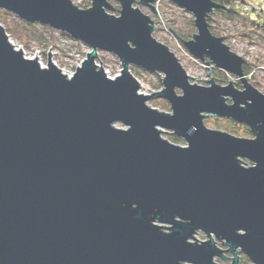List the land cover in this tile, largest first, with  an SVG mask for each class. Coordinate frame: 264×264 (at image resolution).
<instances>
[{
    "label": "water",
    "instance_id": "1",
    "mask_svg": "<svg viewBox=\"0 0 264 264\" xmlns=\"http://www.w3.org/2000/svg\"><path fill=\"white\" fill-rule=\"evenodd\" d=\"M91 1L0 0V9L91 49L68 77L51 50L47 67L26 58L0 23V264H240L243 253L264 264V92L210 28L212 12L229 6L170 0L198 29L180 38L187 51L209 76L210 66L230 72L242 88L187 74L134 7L158 14L157 0H118L119 15L111 0ZM100 50L119 57L116 78L96 63ZM132 66L161 73L164 87L140 92ZM160 98L171 112L149 105ZM207 117L253 136L209 128Z\"/></svg>",
    "mask_w": 264,
    "mask_h": 264
},
{
    "label": "rangeland",
    "instance_id": "2",
    "mask_svg": "<svg viewBox=\"0 0 264 264\" xmlns=\"http://www.w3.org/2000/svg\"><path fill=\"white\" fill-rule=\"evenodd\" d=\"M72 2L78 6L80 3H91L92 1L72 0ZM111 3L115 8L118 10L120 9V3L118 1L113 0ZM135 6L139 7L145 14H149L152 20L155 21V38L165 43L173 52L176 53L180 62L186 69L187 74L191 77L193 76L199 78L195 80L197 84L203 86L209 85L206 79H210L211 77L215 78L216 82L221 85L227 84L226 79H232L236 83L238 79L233 74L230 72L226 73V71L224 72L216 67H209L211 73V76H209L206 71V63L190 54L181 39L176 35L177 33L181 34L182 39L190 40L193 35L198 32L191 12L189 13L185 9L176 6L170 0H162L160 5L157 7L158 14L153 12L147 6L144 7L137 2H135L134 7ZM110 12L112 14L114 13L119 15V12ZM190 18L193 19L192 22ZM215 18L218 21H214L212 23L215 27L214 29L221 33V37H225L226 35L230 36V40H226V43L231 46L230 49L237 52L249 63V67L251 71H253V74L248 76L249 82H251L258 90L264 92V38L259 36L257 33L250 31L240 20H222V18L217 16H215ZM0 23L2 26H5L6 32L10 37L12 44L21 49L26 58H38L37 60H39L41 66L47 67L49 62L48 54L51 50L50 57L52 62L58 68L62 69L68 77H72L76 70L82 65L83 60L87 57V53L91 50L82 41L75 39L61 30L58 31L49 25L47 26L37 22L34 23L37 25L36 27L27 28L25 20H22L18 15H14L5 9H0ZM168 26H170L171 29L177 33L175 34L171 31ZM245 33L249 36H244L243 34ZM234 36L239 40L234 41ZM251 39L254 41H251ZM98 55L99 58L96 63L105 68L108 77L116 78L123 68L119 57L107 50H100ZM131 72L139 80L142 86L140 92L144 94L149 95L150 93L160 91L164 87L160 81V76L156 75L154 72H147L139 66H132ZM221 79L224 81H221ZM258 82L260 84H258ZM239 88H242V86ZM150 104L160 110L171 112L170 104L162 98L152 99L149 102V105ZM228 120L231 121L232 119L207 117L205 118V124L209 128L215 130L220 129L237 137L242 136L250 138L253 136L251 132L247 133V129L245 128L246 125L239 122L236 123L235 121L234 125H232L228 122ZM118 126L124 127L121 123H118L117 127ZM164 130L165 131L162 135L165 138L171 139V137H176L178 140L176 142L177 144L181 146L187 145L185 140L167 132V129ZM245 163L248 165L252 164V162L247 159L245 160ZM196 238L198 240L208 239V237H206V235L201 231L196 234ZM218 245L220 247L223 246L220 241H218ZM240 258V264H253L249 258L244 255V253L240 255ZM217 261L221 264H231L232 262L231 259L227 261L217 259Z\"/></svg>",
    "mask_w": 264,
    "mask_h": 264
},
{
    "label": "trees",
    "instance_id": "3",
    "mask_svg": "<svg viewBox=\"0 0 264 264\" xmlns=\"http://www.w3.org/2000/svg\"><path fill=\"white\" fill-rule=\"evenodd\" d=\"M113 2V0H111ZM114 1H118V0H114ZM217 3L219 4H224V5H227L229 6L230 9H216L214 12H212L211 16L209 17V22L211 24V29L213 31V33L217 36H221V33H219L218 31H216L213 26V22L214 21H218L216 20L215 16L219 17V18H222L225 19V20H231V21H234V20H240L242 21L246 26L247 28L250 30V31H253L254 33H257L259 36H261L262 38H264V8L259 5L257 2H249V4L251 5L250 8H247L246 6H242V5H239L237 3V1L235 0H215ZM79 7H82V8H89L91 6V3L88 2V3H80V5H78ZM233 9V10H231ZM119 12L117 8H113L112 12ZM191 19V22L193 21L192 18ZM25 25L27 28H31V27H36L37 25H35L34 23H30L28 22L27 20L25 21ZM176 31V30H175ZM177 33V32H176ZM178 37L181 38L182 35L181 34H178ZM244 36L245 35H248L247 33L243 34ZM249 36V35H248ZM250 38V37H249ZM251 41H254L253 39H251ZM243 70L245 71V75L246 77H248L249 75H252L253 74V71H251L250 67H249V63L246 62V64L244 65V68ZM223 71V70H222ZM225 72V71H224ZM227 73V71H226ZM156 75L160 76V81L163 85V75H161L160 73H155ZM221 81H224L223 79H221ZM229 79H226V82H228ZM258 84H260L258 82ZM236 85L238 87H241L242 84L239 80L236 81ZM166 104V103H165ZM164 104V105H165ZM228 122L232 125H234V121L233 120H228ZM245 128L247 129V133H250V128L245 126ZM169 140H171L172 142H177V138L176 137H171L168 138Z\"/></svg>",
    "mask_w": 264,
    "mask_h": 264
},
{
    "label": "built area",
    "instance_id": "4",
    "mask_svg": "<svg viewBox=\"0 0 264 264\" xmlns=\"http://www.w3.org/2000/svg\"><path fill=\"white\" fill-rule=\"evenodd\" d=\"M246 2H241V1H237V3L239 4V5H242V6H246L247 8H250L251 7V5L249 4V2H257L259 5H261L263 8H264V0H245ZM162 2V0H157L156 1V3H155V7H156V9H157V7L160 5V3ZM229 37L230 36H228V35H226L225 36V39L227 40H230L229 39ZM234 38V41L236 40H239V39H237L235 36L233 37ZM239 42V41H238ZM231 47V46H230Z\"/></svg>",
    "mask_w": 264,
    "mask_h": 264
},
{
    "label": "flooded vegetation",
    "instance_id": "5",
    "mask_svg": "<svg viewBox=\"0 0 264 264\" xmlns=\"http://www.w3.org/2000/svg\"><path fill=\"white\" fill-rule=\"evenodd\" d=\"M235 1H236V0H235ZM244 1H245V0H244ZM228 256H229V258H230V257H231V254L228 253ZM230 259H231V258H230ZM230 259H229V260H230Z\"/></svg>",
    "mask_w": 264,
    "mask_h": 264
}]
</instances>
